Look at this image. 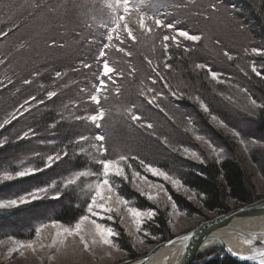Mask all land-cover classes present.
Returning <instances> with one entry per match:
<instances>
[{
	"label": "trees",
	"instance_id": "trees-1",
	"mask_svg": "<svg viewBox=\"0 0 264 264\" xmlns=\"http://www.w3.org/2000/svg\"><path fill=\"white\" fill-rule=\"evenodd\" d=\"M18 1L20 4L23 2ZM160 2L173 5L167 10V22H173L177 28L190 33L202 34L203 39L193 44L178 37L179 47L169 41L168 55L171 59L166 62L172 65L171 69L164 68L165 53L161 44L163 34H174L170 30L159 29L155 36L142 35L137 30L135 34L138 40L126 41L122 45L126 51L131 52V56L115 49H106L110 65L121 70L124 75L118 78L120 93L117 95L109 84L111 91L106 93L108 98L101 99V105L111 110L103 121L102 129H96L85 121H76L70 115L92 114L97 109V105L88 100V94L94 90L93 84L97 83L99 65L96 57L102 44L107 42L101 35L103 30L96 27L99 18L104 15L101 11L102 0H39L42 7L34 10L33 16H29L28 11L21 10L16 16L14 14L8 19L0 18V29L7 30L10 24L20 25L7 37L0 38V58H6V63L0 65V81H3V85H0V121L30 96L44 100V104L32 102L29 112L0 129V139L8 137V143L0 147V164L15 166L21 160L27 163L35 152L47 155L79 135L93 136L102 131L111 157L115 158L120 154L136 156L181 179L200 205L196 208L182 197L170 193L177 211L187 217H203L200 209L213 215L223 214L231 208L261 198L256 194L250 177L233 159L232 148L234 142L242 144L264 180V147L261 146L264 145V109H256L254 114L249 110V97L264 104V79L251 71L253 62L258 68L264 69V56L251 52L253 47L264 49V0ZM211 3H216L219 11L211 12ZM205 15L211 18L205 19ZM93 17L96 18L95 21ZM46 18L49 19L51 29L47 26L43 30L46 34L37 31L32 41L27 40L24 32L26 26L23 25L27 22L33 30L37 27L36 22L47 21ZM241 23L244 25L243 29L239 27ZM217 39L222 41L219 46L215 43ZM52 41H55L54 46H50ZM5 46L9 47L3 50ZM185 47L190 50L185 51ZM224 50L233 56L231 61L223 55ZM148 59L152 61L151 65L147 62ZM82 63L91 64L92 67L85 69ZM197 63H204L213 71L221 73L220 79L224 82L213 81L207 69L195 67ZM154 66H158L160 74L173 90L183 92L184 95L172 97L159 79L153 85L150 78H156ZM57 71L62 73L59 78L55 75ZM35 73L39 75H34ZM8 79L13 83L9 84ZM24 79H30L32 83L25 85ZM148 87L165 94L158 102L167 115L154 105H149L147 98L140 94L142 89L146 90ZM81 88L86 91L81 92ZM48 91H56L57 96L49 100L46 96ZM196 96L205 101L211 113L222 120L228 129L239 131L241 136L222 137L208 122L207 116H211L199 107L194 99ZM74 102L78 103L77 108L71 107ZM132 105H135L134 110L142 116L143 121L153 124V129L141 128L139 122L134 125L121 114L123 108ZM189 118L192 125L188 123ZM53 124L56 126L52 127ZM29 127L37 135L18 140L17 136ZM195 134L205 136L215 147L225 150L226 156L220 160H216L215 156L208 157L194 143ZM164 138H167V144L164 143ZM42 140L54 143H41ZM253 140L257 143H252ZM184 147L199 152L204 162L183 158ZM69 153V157L51 169L0 185V198L18 197L45 186L52 180L59 181L70 171L83 170L85 157L73 155L71 148ZM139 159L130 162L141 175L147 176ZM36 163L41 161L36 158ZM115 179L120 184L119 191L133 206L155 209L129 188L128 181ZM61 191L59 199L51 198L55 194L53 190L49 197L22 204L1 216L0 240L11 236L15 240L26 242L35 237L34 230L41 223L55 219L67 225L85 214L86 198L79 190L73 192L61 188ZM109 226L119 233L113 238V247L123 251L128 259L138 257L123 230L116 223H110ZM145 232L150 233L145 238L151 244L172 238L161 211H156L151 220L141 225V233L144 235ZM152 236L157 239L153 240ZM222 256V250L211 249L193 264H239Z\"/></svg>",
	"mask_w": 264,
	"mask_h": 264
},
{
	"label": "snow or ice",
	"instance_id": "snow-or-ice-1",
	"mask_svg": "<svg viewBox=\"0 0 264 264\" xmlns=\"http://www.w3.org/2000/svg\"><path fill=\"white\" fill-rule=\"evenodd\" d=\"M174 6L181 7L182 5ZM4 7L11 9L17 6L5 5ZM18 7L24 11H28L29 16H33L35 14L34 10L40 9L42 5L39 3V0H31V3H29V0H23V3ZM170 7H173V5L161 3L160 0H102L101 11L104 15L99 18V21L96 23V27L98 30H103L101 35L107 42L102 44L98 56L96 57L97 64L99 65L98 74H96L97 83L93 84L94 90L88 94V100L97 105V109L92 114L86 113L84 115H74L70 113V115H73L74 120L85 121L90 123L96 129H102L103 121L111 110L105 109L101 105V99L103 98L106 100L108 98L106 93L111 91L109 84H111V86L115 89V93L117 95L121 91L118 84V78L123 77L124 74L121 70L110 65V62L107 59L106 49H115L117 52L124 53L126 56H131V52L126 51V48L122 45H124L126 41L136 42L138 40V36L135 34L137 30H139L142 35L151 34L152 36H155L156 31L159 29L170 30L174 34H163L161 36V44L163 52L165 53L164 68L171 69L172 65L166 62L171 59V56L168 55V49L170 47L169 41L179 47L180 42L178 37H182L186 41L193 42V44L199 43L203 39L202 34L190 33L185 29L177 28L176 24L173 22H167L166 15L168 14L167 10ZM234 7L235 6H233V8ZM209 9L211 12L219 11V7L216 3H211L209 5ZM210 18V16L205 15V19ZM93 20L95 21L96 18L93 17ZM88 26L92 27V25ZM19 27L20 25L10 24L7 26V30L0 29V38L7 37ZM239 27L243 29L244 25L241 23L239 24ZM114 40L119 41V43H115ZM91 42L93 41H90V43ZM215 43L219 46L222 44V41L217 39ZM54 45L55 41H52L50 46ZM184 50L189 51L190 49L185 47ZM251 52L256 55L264 56V49L261 48L253 47ZM223 55L227 57L229 61L233 59V56L227 50H224ZM147 62L150 65L152 64L150 59H148ZM5 63L6 58H0V65H4ZM82 66L85 69H90L92 67V65L88 63H82ZM195 67L197 69H207V72L213 81H216L217 83L224 82L220 79L221 73L213 71L210 66L204 63H197ZM132 71L135 70L132 69ZM153 71L156 73V78H150L153 85H155L157 83V79H159L162 86L168 89L172 97L184 95L183 92L177 93V91L172 89L171 85L160 74L158 66H154ZM251 71L256 76L264 79V69L258 68L254 62L251 65ZM34 75H39V73H35ZM55 75L59 78L62 73L57 71ZM8 83L12 84L13 81L8 79ZM23 83L25 85H29L32 83V80L24 79ZM0 85H3V81H0ZM80 91L85 92L86 90L81 88ZM140 94L147 98L149 105H154L156 108H159L161 112H165V109L161 107L158 102V99L165 95L163 92L157 91L153 87H148L146 90L142 89ZM46 96L49 100H51L53 97L57 96V92L48 91ZM194 99L199 104V107L203 110V112L211 116V120L213 122H216L221 127H227L222 120L211 113L209 106L203 99H201L200 96H196ZM32 102H35L36 104H44V100H37L34 95L28 97V99H26L22 104L10 112L7 118L0 121V129H4L20 116H23L24 113L29 112L33 106ZM78 106L79 105L76 102L71 105L72 108H77ZM249 106V110L252 114H254L256 109H264V104L258 103L256 99L251 97H249ZM134 109L135 105L123 108L121 110V114L125 118L130 119L134 125L139 122V127L153 129V124L143 121L142 116L137 114ZM165 115H167L166 112ZM188 123L189 125H192L193 122L191 118L188 119ZM55 126V124L52 125V127ZM229 131L234 137L239 138L241 136V133L235 129L230 128ZM36 135V131L29 127L27 131L18 135L17 139H29ZM195 139L206 144L210 151L215 154L217 159L220 158L223 149L217 150L213 143L203 135L195 134ZM6 143H8V137L5 136L0 139V147H3ZM41 143L54 142H46L42 140ZM164 143H168L167 138H164ZM241 143H244V141L241 140ZM252 143L257 142L253 140ZM261 146L264 147V145ZM70 148L72 149L73 155L85 157L86 164L83 167V170L78 169L70 171L59 181L52 180L45 186L27 191L18 197L0 198V210L13 209L22 204L49 197L53 190H55V194L52 195L51 198L59 199L62 195L61 188H63L64 190H71L73 192L79 190V193L85 196V214L80 215L74 223L67 225L55 219L50 220L47 223L39 224V226H37L34 230L36 237L35 240L25 242L15 240L13 237L9 236L8 241L11 245H13L8 249L9 256H11L12 253L17 252L19 249L26 248L36 251L37 244H39L41 249L47 247L49 249L59 251L66 244L69 237H78L80 243L85 249L89 248L90 243L103 244L113 247V238L119 235V233L114 231L112 227L106 225L102 221H112L116 217H119L121 223H124L126 217L130 220L131 224L135 226V231L129 232V234L135 236V239L142 245L144 243V239L136 235V233L141 231V225L145 222V220H151L156 215V210L141 209L138 206H133L119 191L120 184L115 178H121L122 181L130 180L142 196L146 197L148 201H152L156 204L160 203V194L163 193L167 197V200L171 202L172 210L177 211V205L175 202H172V197L168 193L164 184L153 183L146 176L141 175L139 171L133 168L130 161L137 160L139 159L138 157L120 154L113 158L109 155V148L106 145V136L102 131L97 132L93 136L79 135L75 140L69 141L59 150H53L47 155L35 152L32 157L29 158L27 163L21 160L20 164L15 166L11 164L7 166L0 164V185L25 177L34 176L47 169L53 168V166L58 165V163L62 162L66 157H69ZM183 152L194 160H198L201 163L204 162L200 154L188 147H184ZM36 158H38L41 163H36ZM139 164L146 173H150L152 176L159 177L164 181L170 182L173 188L177 190L183 188L185 192L189 191V189L184 186L181 179L170 175L167 171L145 163L142 159H139ZM93 166H95V168ZM126 168L131 169L130 177ZM191 198L192 197L190 196L189 199ZM113 213H115V216ZM169 223L171 224V221H169ZM45 230H48V235L46 237L42 236V233ZM148 235H150V233H144V236ZM151 238L153 240L157 239L156 236H152ZM188 238L189 237L185 235L183 237H178L177 239L187 240ZM43 239H50V243H43ZM3 243L4 241L0 240V244ZM172 243L174 242L169 241V244ZM247 243H252V241L249 240ZM117 250L119 249L117 248ZM229 251H231V249H229ZM233 255H236V253L233 252ZM246 259L256 260L258 261V264H264V250L254 251L253 255L246 257Z\"/></svg>",
	"mask_w": 264,
	"mask_h": 264
},
{
	"label": "rangeland",
	"instance_id": "rangeland-1",
	"mask_svg": "<svg viewBox=\"0 0 264 264\" xmlns=\"http://www.w3.org/2000/svg\"><path fill=\"white\" fill-rule=\"evenodd\" d=\"M29 3H30V0H29ZM5 5L17 6V7H13L9 9V8L4 7ZM19 5H20V1L18 0H4L3 3H2V0H0V18L8 19L10 17H13L14 14L16 16L18 13H21L22 9L18 7ZM46 20L48 22L47 21H40L42 23L36 22L38 23L37 27H35L33 30H31L30 25H28V23L26 22L23 25V27L26 26L24 28L25 38H27V40L32 41V37L35 35L37 31L39 33L44 34L45 32L43 30H45V27L50 26V29H51V24L49 23V19L46 18ZM36 23L34 22V24ZM37 36L39 37V35ZM8 47L9 46L3 47V50H6ZM39 50H41V48ZM207 120L212 125V127H214L221 134L222 137H225V138L234 137L227 127L219 126L216 122H213L211 120V117L207 116ZM194 143L199 147L200 151L206 152V154L209 155L208 157L215 156V154L210 151V149L208 148L206 144L202 143L201 141L196 140L195 137H194ZM234 144L235 145H233V148H232L233 159L241 166L244 173L250 177L251 182L255 188L256 194L261 196V198L264 197V180L260 177L255 165L248 158L247 152L245 151L244 146L238 142L237 143L234 142ZM216 148L217 150L222 149L219 146ZM197 153L199 154V152ZM225 154H226V151L223 150L219 159H217V157L215 156L216 160L223 159L226 156ZM183 156H184L183 158H186L190 161L194 160L193 158H191L184 152H183ZM127 172L130 177L131 171L127 170ZM146 177L149 180H151L153 183L164 184L169 194L171 193L173 195L182 197V199L187 200L189 203L194 205L196 208L200 207L198 201L195 199L191 191L185 192L183 188L177 190L172 187L170 182L164 181L162 178L152 176L150 173H147ZM128 183H129V188L134 193L138 194L144 200H146V202H148V204L154 207L156 211L158 212L161 211L164 213V216L167 220V226H168V229L172 237L179 235L181 233H184L190 230L191 228L197 226L199 222L201 223L204 221V218H206L207 220L215 216L213 214H209L205 212L204 210L200 209L203 217H198V216L187 217L181 214V212L179 211H173L171 208V202L167 200V197L163 193L160 194V203L156 204L152 201H148L146 197L142 196L139 193V191L135 188V186L130 182V180L128 181ZM153 191L155 192L154 189ZM190 196L192 197L191 199H189ZM228 204L232 206V203L230 201H228ZM10 210L11 209L0 210V217L8 214ZM113 215L115 216V213H113ZM145 221H148V220H145ZM169 221H171V224L169 223ZM98 222H101V221H98ZM102 222H104L108 226L110 223H116L123 230L124 234L129 238L132 248L134 252L138 255V257L144 256L153 247L159 244V242L151 244V241L146 239L143 233H141L140 231L139 233H136V235L144 239V243L141 245L135 239V236L129 234V232L135 231V226L131 224L130 220L127 217L125 218L124 223L120 222L119 217H116L112 221L104 220ZM47 235H48V230H45L42 233V236L46 237ZM35 239L36 237H33L29 240H35ZM2 241H4V243L0 244V264H117V263L128 260L126 254L123 251H121L120 249L117 250V248L115 247H109L108 245L90 243L89 248L85 249L84 246L80 243L78 237L76 238L69 237L68 240L66 241V244L59 251H56L55 249H49L47 247L41 249L39 247V244H37L36 251H32L31 249H26V248L19 249L17 252L12 253L11 256H9L8 254V249L9 247H12V245L6 238L2 239ZM42 242L45 244L50 243V239H43ZM261 250H263L262 246L254 245L252 247V252L261 251Z\"/></svg>",
	"mask_w": 264,
	"mask_h": 264
},
{
	"label": "water",
	"instance_id": "water-1",
	"mask_svg": "<svg viewBox=\"0 0 264 264\" xmlns=\"http://www.w3.org/2000/svg\"><path fill=\"white\" fill-rule=\"evenodd\" d=\"M185 235L189 237L187 240L177 239ZM230 236L251 240L252 246L259 245L264 250V197L215 215L190 230L157 244L144 256L117 264H193L211 249L222 250V258L232 259L239 264H257L256 260L246 259L254 252L249 255L238 254L225 242ZM169 241L174 243L169 244Z\"/></svg>",
	"mask_w": 264,
	"mask_h": 264
},
{
	"label": "bare ground",
	"instance_id": "bare-ground-1",
	"mask_svg": "<svg viewBox=\"0 0 264 264\" xmlns=\"http://www.w3.org/2000/svg\"><path fill=\"white\" fill-rule=\"evenodd\" d=\"M225 242L231 246V248L238 254L249 255L252 254V245L247 243L246 240L236 236H230L225 240ZM258 264V261H256Z\"/></svg>",
	"mask_w": 264,
	"mask_h": 264
}]
</instances>
